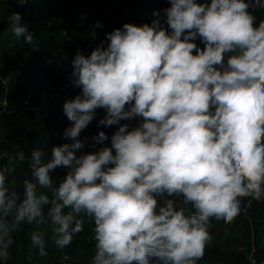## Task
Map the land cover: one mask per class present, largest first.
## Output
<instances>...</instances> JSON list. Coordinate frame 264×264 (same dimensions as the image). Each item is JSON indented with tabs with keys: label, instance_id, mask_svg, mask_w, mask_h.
<instances>
[{
	"label": "clouds",
	"instance_id": "1",
	"mask_svg": "<svg viewBox=\"0 0 264 264\" xmlns=\"http://www.w3.org/2000/svg\"><path fill=\"white\" fill-rule=\"evenodd\" d=\"M170 5L151 24L107 33V48L89 56L92 42L75 55L72 89L81 92L63 106L73 122L64 137L74 143L53 147L51 159L38 148L16 153L31 170L22 191L0 168V264L22 225H51L47 238L31 234L46 256L47 239L63 250L86 219L96 241L89 264H201L212 226L264 201V24L254 19L264 0ZM7 19L17 41L33 44L20 13ZM98 108L99 125H119L111 146L77 156ZM132 119L138 126L121 124ZM58 166L68 171L54 183ZM256 249L246 254L251 264Z\"/></svg>",
	"mask_w": 264,
	"mask_h": 264
},
{
	"label": "trees",
	"instance_id": "2",
	"mask_svg": "<svg viewBox=\"0 0 264 264\" xmlns=\"http://www.w3.org/2000/svg\"><path fill=\"white\" fill-rule=\"evenodd\" d=\"M170 6V0H0V110L7 108L12 112L10 116H0V168H7L9 180L15 181L12 187L22 191L23 181L32 178L27 159L9 162L7 152L16 144L25 146L27 156L33 148H38L49 153L51 159L53 147L75 142L64 137L65 129L73 122L67 118L64 107L59 110L58 102L67 95L68 100L73 99L81 92L80 88L65 87V83L73 79L72 60L77 51L92 42L95 45L89 50V56L101 44L107 48L110 43L107 33L122 28L125 23L151 24L153 20L162 19L163 10ZM157 12L159 15H154ZM12 13L22 15V22L33 35V44L25 43L23 36L20 42L15 39L7 19ZM254 19L257 27L264 24V10ZM195 42L204 47L200 40ZM96 113L78 138L83 147L74 150L77 156L111 146V136L119 125H99L106 112L98 108ZM124 123L138 126L137 119L121 121ZM101 131L109 140L98 143L92 137ZM67 171L66 167L58 166L51 172L53 182L66 177ZM40 191L49 192L43 188ZM93 228L94 224L86 219L84 230L75 235L81 244L79 250L58 249L47 239V255L40 256L31 234L40 231L47 238L51 227L24 224L14 233L15 243L10 248L8 264H89L95 252ZM209 236L212 243L205 249L201 264H251L246 254L253 247H257L254 257L260 264L264 259V246L261 247L264 201H253L231 225H213ZM65 256L68 259L65 260Z\"/></svg>",
	"mask_w": 264,
	"mask_h": 264
},
{
	"label": "rangeland",
	"instance_id": "3",
	"mask_svg": "<svg viewBox=\"0 0 264 264\" xmlns=\"http://www.w3.org/2000/svg\"><path fill=\"white\" fill-rule=\"evenodd\" d=\"M68 98L69 96L67 95V98H63L61 101L58 102V106H59V110L63 109V106L65 104L66 101H68ZM1 151V150H0ZM23 151L24 153H27L26 149H25V146L24 145H21V144H16L15 147L10 150L9 152L7 153H10L9 156H10V161L9 162H19V161H22L20 159H15L13 158V156L18 153V152H21ZM5 163V162H4ZM6 164V163H5ZM4 166V165H3ZM49 226L51 227V225L49 224ZM264 242V240H262ZM264 246V243H261V247ZM69 247L70 250H79V248H81V244L77 242V237L74 236V239H73V242L70 246H67ZM81 250V249H80ZM261 263H264V259H262Z\"/></svg>",
	"mask_w": 264,
	"mask_h": 264
},
{
	"label": "built area",
	"instance_id": "4",
	"mask_svg": "<svg viewBox=\"0 0 264 264\" xmlns=\"http://www.w3.org/2000/svg\"><path fill=\"white\" fill-rule=\"evenodd\" d=\"M131 24H134V23H131ZM91 46H92V43H90L88 45V48H90ZM78 52L84 54L85 56L87 55V50L86 49H80V50L77 51V53ZM65 87H66V89H68V88L69 89L76 88V86L72 83V80H70L69 82H66L65 83ZM3 107H5V103H3ZM2 114H6L7 116H10L12 114V112L9 111L7 108H4V109L2 108V110H0V116ZM50 114H51V112H50ZM39 115H41V114H39ZM48 115H49V113H48Z\"/></svg>",
	"mask_w": 264,
	"mask_h": 264
}]
</instances>
